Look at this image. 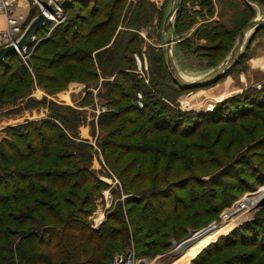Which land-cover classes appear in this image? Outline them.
<instances>
[{
  "label": "trees",
  "instance_id": "trees-1",
  "mask_svg": "<svg viewBox=\"0 0 264 264\" xmlns=\"http://www.w3.org/2000/svg\"><path fill=\"white\" fill-rule=\"evenodd\" d=\"M254 1L264 5V0ZM182 2L185 0H181L177 17L175 16L174 34L186 25ZM247 3L246 7L250 5ZM203 4L210 6L211 2L205 1ZM150 11L155 13L152 4L145 0H138L135 6L128 3V0L72 1L63 7V12L65 15L68 12L73 15L79 12L77 19L85 24V28L81 27V31H75V18L71 17L68 21L66 17L55 31L54 36L57 35L58 41L48 43L50 40H46L34 49L37 54L41 52L43 55L34 56V61L40 65L33 66V74L16 54L10 55L0 63V109L16 106L26 97H29V102L32 103L31 94L35 87L42 88L52 95L64 89L73 80L82 78L84 81H96L100 75L116 76L125 81L124 88L117 85L110 90V93L118 98L112 99L109 107L118 106L122 100L133 99L125 91L130 90L132 96L135 94L134 98L136 93L143 94L147 100L145 110L141 111L137 107H123L118 111L110 109L98 118V126L101 129L109 128L118 122L116 132L119 138L127 139L126 142L129 138L141 135L144 138L143 146L138 147H124L118 143L103 145V148L110 150L106 158L108 164H112V160L119 164L127 154H136L132 161L124 165L120 173L123 179L135 172L131 177L122 180L126 192L133 191L135 186L136 190L140 191L145 186L153 187L166 183L172 177V166L175 163L183 162L185 166H189L187 157L180 153L177 145L181 140L197 138L201 134L196 135L201 119L212 124L221 121L235 123L241 119L257 118L264 111V87L259 90H247L244 94L247 96L241 99L234 96L222 101L216 106L214 113L199 115L200 120L197 119L190 125L185 124L183 115L176 109H171L167 103L151 104L158 94L172 103L187 89L182 88L173 78L167 79L172 80L173 85L165 81L167 74L161 70L154 55L149 58L150 87L145 86L142 81H134L133 73L124 71L123 64L132 61L127 53L131 55V46L137 42V38L131 37L128 30L121 37L116 35L114 49H105L111 45L121 18L128 17L131 25L142 22ZM85 12L86 16L83 15ZM241 15L240 19L235 15L232 29L206 37L210 45H198L197 49H201V59L209 60L210 63H214L217 58L221 59V62L224 60L225 54L238 42L241 30L255 17H248V10L245 9ZM194 22L191 20L188 23ZM138 29L140 28H136ZM70 30L72 35L68 36ZM262 30L264 27L252 31V37L247 39L248 47L264 32ZM74 44H78V47L74 48ZM45 46L47 47L44 49ZM80 46H86L87 49H81ZM99 52L102 53L101 56L95 59ZM241 58L242 55L233 66H238ZM165 70L167 71L166 68ZM260 94L263 95L262 98ZM158 99L161 101L160 97ZM28 104L25 108H28ZM51 105V115L48 118L5 128L6 136L0 137V264H111L115 252L121 253L129 244L128 230L119 229L118 226H122L124 220L116 214L109 215L98 229L88 224L95 196L100 195L108 185L92 171L93 146L79 138L76 110L55 102ZM150 106L155 112L149 116L146 110ZM54 107L59 110H53ZM63 111L68 113L64 114ZM132 112L140 114L151 124L143 134L142 129L129 131L138 121L123 118ZM163 133L167 135H162ZM149 163L151 165H148ZM170 194L171 191L153 202H150V198L145 203L139 198L127 202V205L131 206L129 210L135 212L134 220L139 219L147 223L143 226L144 229L148 226L144 234L147 238H166L167 234L176 241H181L186 238L188 228H199L210 222L209 219L204 221L207 215L202 211L203 197L195 192H189L183 197H171ZM210 204L211 201H208L207 205ZM120 208L121 204L118 205V210ZM141 229L137 228L138 231ZM163 230H166V233ZM134 234L136 236L137 232L134 231ZM207 246L203 247L201 252ZM169 247V241H161L153 247L157 248L153 255L149 251H144L141 255L150 258L166 252ZM209 250L208 247L200 252L201 254L192 259V264H203L201 261L209 256ZM136 255L138 257L137 252ZM233 262L235 261L226 264H234ZM244 262L243 264H248V261Z\"/></svg>",
  "mask_w": 264,
  "mask_h": 264
},
{
  "label": "rangeland",
  "instance_id": "rangeland-1",
  "mask_svg": "<svg viewBox=\"0 0 264 264\" xmlns=\"http://www.w3.org/2000/svg\"><path fill=\"white\" fill-rule=\"evenodd\" d=\"M145 1L150 5L152 4L155 13L150 11L151 13L142 22L138 21L131 25H129L128 17L121 18L111 45L105 47V49H114L115 45H113V42L116 39V35L119 34L121 37L128 30L131 37L137 38V42L136 45L134 43L131 46L133 49L131 55L127 53V56L132 61L123 62L125 65L124 71L133 73L132 78L134 81H142L145 86L150 87L151 69L149 58L154 55L155 61L161 66V70L167 74L165 81L173 85L172 80H167L168 77L172 78V76L169 74L170 71L166 64V46L163 30L165 17L170 11L173 0ZM205 1H210L211 5L205 6L203 4ZM137 2L138 0H128V3H133L134 6ZM246 2L250 4L249 6L247 5L248 7H246ZM30 3L31 0H21L20 8L23 12L27 11V6ZM181 7L184 8L186 25L182 30L179 29L174 34L173 49L176 66L187 80H197L207 76L226 61L233 51V49H229L228 53L221 52L226 53L222 62L219 58L214 63L201 59L199 55L201 49H197V47L198 45H210L206 37L232 29L235 15H238L239 19L242 18L240 15L244 9L248 10V17L255 16L253 20L264 16V5L254 0H185ZM39 14V8L32 7L28 21L32 22ZM79 14L78 12L73 15L68 12L65 15L63 12L62 21L59 20L57 23L45 22L37 34L40 39L39 43L46 40H50L48 43L57 42V35L54 36L55 31L59 29V25H62L66 17H68V21L71 17H74L75 19L73 20L77 24L75 31H81V27L85 28V24L77 19ZM83 15L86 16L87 12ZM191 20L195 21L194 24L188 23ZM174 21L175 17L173 24ZM136 28L140 29L136 30ZM71 31L68 32V36L72 35L70 34L72 33ZM250 37H252V34L249 35L248 39ZM247 41L242 50L243 54L240 64L233 66L222 78L213 84L187 89L172 102L173 104L171 101L167 102L158 94V96L156 95L157 97L155 96L156 99L151 101V104L167 103L171 109H176L183 115L182 119L186 122L185 124L188 123L190 125L200 118L199 115L214 113L216 106L221 104L222 101L229 100L234 96L241 99L247 96L244 94L251 88L261 89L264 87V32H261L249 47ZM38 44L30 48L24 58H20L24 66L32 74L33 66L40 65L39 62L34 61V56L43 55L41 52L37 54L34 50ZM77 45L74 44L73 47L77 48ZM80 47L81 49H87L86 46ZM101 54L99 52L95 59H99ZM139 64L141 65L140 67ZM69 85H71L70 89ZM117 85L124 88L125 81L123 78L100 75L96 81L92 79L84 81L82 78L73 80L64 89L52 95L42 88L35 87L31 94V97H33L32 103L29 102V97H26L24 101L16 106L0 109V137L6 136L4 129L10 125H20L34 120L38 122L48 118L51 115L49 106L51 107L53 102L72 107L78 113L79 138L93 146L92 171L108 185V188L103 189L100 195L95 196L94 207L88 219V224L92 228H100L108 216L112 214L118 215L120 219L123 218L122 226L118 227L120 230L127 229L130 239L129 244L122 252L131 248L135 249L138 254L137 258L145 261L146 264H192V259L196 258L201 249L209 243V256L201 261L203 264H226L232 261H235L233 262L234 264H243L244 261H248V264H264V206L260 207L262 202H253L254 207L249 211L237 209L232 213L239 204H244L247 199L254 200L256 195L264 194V111L257 118L241 119L235 123L221 121L218 124H212L204 121V119H199L201 122L197 128L198 132L196 135L201 134L197 138L181 140L177 145L180 153H184L187 157V162L191 168L189 169V166H185L183 162L175 163L172 166V177L166 183H159L153 187L145 186L140 191L136 190L135 186L133 191L126 192L123 188L122 180L131 177L135 172L126 175L123 179L120 173L124 165L132 161L136 154H127L119 164H115L114 160H112V164H108L106 158H108L110 150L103 148V145L105 143H118L124 147H138L139 145L143 146L144 138L141 135L129 138L128 142H126L127 139L119 138V134L116 132L118 122L109 128L101 129L98 126V118L108 113L110 109H112L111 111H118L122 110L123 107H129V109L137 107L141 111L145 110L147 100L141 92L136 93V98H134L135 94L132 96V92L129 90L125 92L129 93L133 99L122 100L118 106L109 107V102L118 98V96H113L110 93V90ZM37 90L44 94L43 97L34 98L32 96ZM93 90L96 91V94H94ZM88 91L91 93H88ZM63 92H65L63 97L69 99L67 102H72L71 104L61 100L62 97H58V94ZM139 94H141V98L138 97ZM262 96L260 94L261 98ZM159 97L161 101L158 99ZM44 98L46 102H44ZM28 103L31 104L29 105ZM27 104L29 106L25 108ZM226 104L230 105L228 102ZM210 105H214L212 112L207 109ZM104 107L107 112L97 116L96 111ZM54 109L59 110L56 107ZM254 109L257 110L258 108L254 107ZM146 112L150 116L155 111L150 106ZM63 113H68V111H63ZM129 118L138 121L129 131L142 129L143 134L151 126L140 114L132 112L123 119ZM84 127L91 129V140H86L80 136L81 129ZM162 135L167 134L163 133ZM148 165H151V163ZM169 191H171V197L177 195L183 197L187 196L186 194L189 192H195L198 196L204 198V204H201L202 211H205V215H207L204 221L209 219L210 222L199 228H188L187 236L192 232L209 227L200 237L202 238L209 232V234H212L210 230H216V234L210 237L206 241L207 243L200 245L197 251H192L188 258L186 256L183 257V254L192 247L184 250H179L181 248L174 249V245L182 240L176 241L174 237L167 236V234L166 238L156 236L147 238L144 234L147 232L148 226L146 229L143 228L147 223L141 222L139 219L134 220L135 212H131L129 210L131 206L127 205V202H130V199L133 198L142 199L143 203L149 201L150 198V202H153ZM208 201H211L210 205H207ZM120 204L121 208L118 210V205ZM231 223L233 224L232 226L230 225ZM226 225L229 226L227 227ZM138 227L142 229L138 231ZM231 228L233 230L230 233L221 236ZM134 231L137 232L136 236ZM163 231L166 233V230ZM161 241L170 242V247L166 252L150 258H145L141 255L144 251H149L153 255L155 250H157V248L153 247L156 243H161ZM230 244L235 245L229 246ZM184 247L186 246H182V248ZM207 248L203 249L202 252ZM118 253L119 251H116L114 255Z\"/></svg>",
  "mask_w": 264,
  "mask_h": 264
},
{
  "label": "water",
  "instance_id": "water-1",
  "mask_svg": "<svg viewBox=\"0 0 264 264\" xmlns=\"http://www.w3.org/2000/svg\"><path fill=\"white\" fill-rule=\"evenodd\" d=\"M75 0H57L54 5L42 2V5L45 10L50 13H55L57 8H63L65 5H68L70 2ZM181 0H173L171 4V8L169 13L166 15L163 25L164 35H165V46H166V59H167V66L170 71V74L174 81L178 83L184 89H192V88H199L205 85H208L217 79L221 78L224 73L229 70L241 57L243 47L248 39L249 35L252 31L259 27H264V16L259 17L251 22H249L241 31L239 41L236 44L235 48L233 49L230 57L224 61L219 67H217L213 72L204 76L197 80H187L183 75L179 72L175 59H174V49H173V36H174V24L173 19L178 12L179 5ZM46 21L45 16L41 13L36 17L28 26L27 30L24 33V36L18 43L20 48L27 46L29 41L32 39L33 36L37 35L42 26ZM15 49L13 46L5 47L0 49V63L4 61L7 57L14 54ZM264 206V201L260 204V207ZM209 227H206L202 230L195 231L190 233L185 239L181 242H178L174 245V249L184 250L189 248V245H186L188 241L192 240L191 238H200ZM193 238V239H194ZM196 241H194L195 243ZM182 246H187L182 248ZM139 264H146L145 261H140Z\"/></svg>",
  "mask_w": 264,
  "mask_h": 264
},
{
  "label": "built area",
  "instance_id": "built-area-1",
  "mask_svg": "<svg viewBox=\"0 0 264 264\" xmlns=\"http://www.w3.org/2000/svg\"><path fill=\"white\" fill-rule=\"evenodd\" d=\"M57 0H31V3L27 6V11L23 12L20 8L21 0H0V18L4 21V27L0 28V49L13 46L15 49L14 54L20 58L26 56L27 51L35 47L40 39L38 35L32 37L27 46L20 48L18 43L24 36L31 21H28V17L32 7H37L46 18L47 22L57 23L59 20L62 21L63 8H57L55 13H50L44 9L42 2L54 5ZM45 24V23H44ZM137 58V57H135ZM141 65L139 64V67ZM141 98V94L138 95ZM208 111L214 110V105H210ZM97 116L106 113L107 109L101 108L96 111ZM141 260L137 258L135 249L131 248L113 256L111 264H139Z\"/></svg>",
  "mask_w": 264,
  "mask_h": 264
},
{
  "label": "bare ground",
  "instance_id": "bare-ground-1",
  "mask_svg": "<svg viewBox=\"0 0 264 264\" xmlns=\"http://www.w3.org/2000/svg\"><path fill=\"white\" fill-rule=\"evenodd\" d=\"M224 98V97H223ZM219 102V101H218ZM250 197V196H249ZM256 198L254 199V200H249V199H247L245 202H244V204H242V205H238L237 207H236V209H234L233 211H232V213H234L235 212V210H241V209H243V210H245V211H249V210H251L252 209V207H254L253 206V202H256V201H259V203H261V202H263L264 201V194H260V195H256L255 196ZM243 217V216H242ZM226 219H228V218H226ZM231 226L233 225L232 223L230 224ZM227 227L229 226V225H226ZM233 230V228H231L229 231H227V232H225V233H223L221 236H225V235H227L228 233H230L231 231ZM211 231V233L212 234H206L205 236H203L202 238H200V239H198L197 240V238H195V239H192V240H190L186 245H189V247H192V248H190V250H188L186 253H184L183 254V257H189L188 255H190V253L192 252V251H197V249L200 247V245H203V244H205V243H207L206 241L210 238V237H212L214 234H216V230L215 229H213V230H210ZM220 236V237H221ZM197 240V241H196ZM194 241H196L195 243H194ZM215 242V241H214ZM214 242H212V243H214ZM211 243V244H212ZM210 245V244H209ZM208 245V246H209ZM207 246V247H208ZM187 247V246H186ZM177 264V263H176Z\"/></svg>",
  "mask_w": 264,
  "mask_h": 264
},
{
  "label": "crops",
  "instance_id": "crops-1",
  "mask_svg": "<svg viewBox=\"0 0 264 264\" xmlns=\"http://www.w3.org/2000/svg\"><path fill=\"white\" fill-rule=\"evenodd\" d=\"M4 27V21H3V19L2 18H0V28H3ZM71 85H74V84H71ZM71 85H69V89H70V86ZM77 85V84H76ZM79 90H81V89H79ZM93 92H94V94H96V91L95 90H93ZM64 93L65 92H63V93H61V94H58V97L59 98H61V100H63V101H65L66 103H68L67 101H69V99H65L64 97H63V95H64ZM67 93V92H66ZM88 93H91L90 91H88ZM43 93L41 92V91H39V90H37V92L35 91L34 92V94L32 95V96H34V98H40V97H43ZM62 95V96H61ZM96 96H98V95H96ZM72 103V102H71ZM71 103H68V104H71ZM44 117H45V115H44ZM43 118V117H42ZM39 119H41V118H39ZM35 121V120H34ZM11 127L12 126H14V125H10ZM9 126V127H10ZM6 128H8V127H6ZM80 136L82 137V138H84V139H86V140H91V137H92V135H91V129L89 128V127H84V128H82L81 129V133H80Z\"/></svg>",
  "mask_w": 264,
  "mask_h": 264
},
{
  "label": "flooded vegetation",
  "instance_id": "flooded-vegetation-1",
  "mask_svg": "<svg viewBox=\"0 0 264 264\" xmlns=\"http://www.w3.org/2000/svg\"><path fill=\"white\" fill-rule=\"evenodd\" d=\"M241 31H242V30H241ZM240 33H241V32H240ZM251 33H252V32H251ZM239 37H240V35H239ZM238 41H239V38H238ZM237 43H238V42H237ZM237 43H236V44H237ZM235 46H236V45H235ZM234 48H235V47H234ZM234 48H233V49H234Z\"/></svg>",
  "mask_w": 264,
  "mask_h": 264
}]
</instances>
